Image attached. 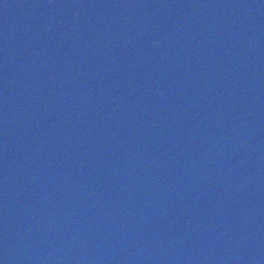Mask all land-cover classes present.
Instances as JSON below:
<instances>
[{
  "label": "water",
  "instance_id": "95a60500",
  "mask_svg": "<svg viewBox=\"0 0 264 264\" xmlns=\"http://www.w3.org/2000/svg\"><path fill=\"white\" fill-rule=\"evenodd\" d=\"M0 264H264V0H0Z\"/></svg>",
  "mask_w": 264,
  "mask_h": 264
}]
</instances>
